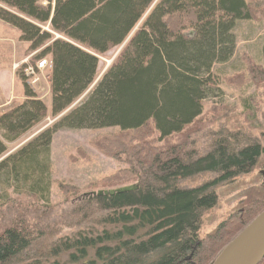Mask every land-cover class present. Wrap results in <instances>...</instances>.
<instances>
[{"label":"trees","instance_id":"1","mask_svg":"<svg viewBox=\"0 0 264 264\" xmlns=\"http://www.w3.org/2000/svg\"><path fill=\"white\" fill-rule=\"evenodd\" d=\"M259 18H264V0H0V21L19 31L28 51H37L35 60L47 58L51 64L49 108L26 84L23 71L15 74L24 100L0 114L7 142L48 114L55 118L72 106L94 82L98 56L127 39L80 103L0 161L1 181L12 178L14 193L46 201L53 135L116 126L121 132L108 138L111 156H130L135 165L102 183L109 189L138 185L132 192L71 205L67 214H73L74 226L85 214L83 203L96 211L88 214L84 228L64 237H45L51 229L39 219L13 220L0 233V264H210L264 210L263 196L249 201L246 196L241 210L199 238L202 215L217 200L214 187L249 171L264 148L238 146L225 135L194 159L177 146L161 149L143 139L146 128L162 140L195 121L202 101L217 89L212 66L233 54L235 21ZM251 69L255 83L264 81V69ZM130 131L137 132L132 142L126 140ZM5 150L0 140V155ZM211 171L219 176L197 187L179 186L181 180ZM57 186L64 193L75 190L62 182Z\"/></svg>","mask_w":264,"mask_h":264},{"label":"rangeland","instance_id":"2","mask_svg":"<svg viewBox=\"0 0 264 264\" xmlns=\"http://www.w3.org/2000/svg\"><path fill=\"white\" fill-rule=\"evenodd\" d=\"M245 1L252 4L257 0ZM41 4L46 5V1H42ZM142 19L137 24L138 28ZM43 29L47 30V27H43ZM132 33L133 31L130 35ZM232 33L235 38L233 54L226 62L215 63L212 66L211 73L215 77L217 89L202 101L200 115L193 123L185 126L182 132L172 134L162 140L159 139L157 131H148L146 128L143 142L161 149L177 146L176 149L179 152H186L194 159L209 152L212 140L221 139L225 135H231L232 139L235 138L236 142L239 143L238 146L258 143L264 148V81L255 83L252 80L251 69L254 66L264 69V18L236 20ZM54 36L55 38L58 37L55 34ZM126 42L127 39L105 54L98 56L94 82L75 101L76 104L80 103L99 82L111 61L122 50ZM27 44L19 40L17 29L0 21V70L2 68L10 69V77L13 80L12 88H14L8 104L0 106V114L16 102L19 103L24 100L22 85L15 76L17 72L22 71L26 84L34 91L36 98L42 101L45 106L47 105L46 107H50L47 74L51 64L50 68H45L37 74L38 81L31 87L27 83L28 78L24 68L28 65L33 67L37 51H28ZM41 59L49 61L47 58ZM24 60L26 62H23ZM4 102V99L0 101V103ZM70 107L65 110L66 113L72 108ZM58 118V116L53 118L48 114L39 124L14 142L5 141L0 132V140L6 148L5 152L0 155V161L43 129L49 127ZM120 132L116 126L57 131L52 137L48 153L50 182L46 184V201L37 195L27 196L26 194L14 193L12 178L5 182L1 181L0 177V233L13 220L20 217L28 222L39 219L41 226H47L51 229V232L46 229L44 233L45 237L50 238L64 237L84 228L88 214L94 213L96 208L92 204L83 203L81 212L85 214L80 216V221L77 218L76 223L79 221L77 226L72 225L74 222L73 214L69 216L67 213L71 205L83 201H76L77 197L85 192L109 189L104 187L103 179L116 171L128 169L135 165V160L130 156L123 155L119 160L111 156L112 150L109 147L108 138L114 137ZM127 134L129 136L126 137V140L132 142L130 138L137 135V132L130 131ZM11 163L12 161H9L8 167ZM263 172L264 151H261L256 164L249 171L215 185L217 200L215 205L202 215L198 231L199 238L213 233L230 214L241 210L240 201L246 196H248V201L258 196L264 197ZM2 174L3 170L0 171V176ZM218 176L217 172H204L181 180L179 186L197 187ZM60 182L68 187H74L75 190L64 193L57 186V183ZM128 184L130 183L119 184L117 187ZM44 244H47V241Z\"/></svg>","mask_w":264,"mask_h":264},{"label":"water","instance_id":"3","mask_svg":"<svg viewBox=\"0 0 264 264\" xmlns=\"http://www.w3.org/2000/svg\"><path fill=\"white\" fill-rule=\"evenodd\" d=\"M76 103H74L75 105ZM73 105V106H74ZM72 107V106H71ZM70 107V108H71ZM66 113L64 111L58 117ZM264 176V172L262 173ZM137 184H129L111 189H99L80 194L76 201L101 196L132 192ZM264 257V210L248 223L239 234L232 239L210 264H258Z\"/></svg>","mask_w":264,"mask_h":264},{"label":"crops","instance_id":"4","mask_svg":"<svg viewBox=\"0 0 264 264\" xmlns=\"http://www.w3.org/2000/svg\"><path fill=\"white\" fill-rule=\"evenodd\" d=\"M9 70L10 69L7 68H2V70H0V101L2 99L5 100L4 103H0V106L8 104V101L11 100L10 94L14 91V88H12L13 80L12 77H10L11 73Z\"/></svg>","mask_w":264,"mask_h":264},{"label":"built area","instance_id":"5","mask_svg":"<svg viewBox=\"0 0 264 264\" xmlns=\"http://www.w3.org/2000/svg\"><path fill=\"white\" fill-rule=\"evenodd\" d=\"M23 62H26L24 60ZM27 65V63H25ZM45 68H50V62L47 61L46 59H39L34 62L33 67L28 65L27 67L24 68V72L26 77L28 78V84L33 87L36 82L38 81L37 74L44 70Z\"/></svg>","mask_w":264,"mask_h":264}]
</instances>
